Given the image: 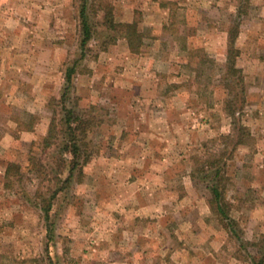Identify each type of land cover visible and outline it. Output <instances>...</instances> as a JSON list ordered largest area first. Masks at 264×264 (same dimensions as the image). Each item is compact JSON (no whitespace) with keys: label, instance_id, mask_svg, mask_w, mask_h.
<instances>
[{"label":"rangeland","instance_id":"1","mask_svg":"<svg viewBox=\"0 0 264 264\" xmlns=\"http://www.w3.org/2000/svg\"><path fill=\"white\" fill-rule=\"evenodd\" d=\"M100 1L113 6L116 23L138 24L142 46L139 53H132L126 41L118 39L97 53L103 36L99 33L100 40L90 43L94 52L76 69L68 93L77 97L79 108L93 107L103 122L93 135L97 155L52 225L50 242L44 239L38 212L23 197L36 183L24 167L29 144L46 136L53 99L64 93L63 73L79 57L74 17L79 1L71 0V23L67 19L61 33L47 35L58 44L53 56L58 60L45 75L38 63L39 43L30 45L6 32L7 14L0 12V264H46L42 256L59 259V264H107L118 257L116 252L102 256L106 247L101 237L114 233L108 220L136 216L143 220L152 212L151 216L165 218V206L171 204L177 207L167 210L168 219H186L191 228L205 220L227 234L211 213L205 185L191 177L219 158L228 178L230 216L243 241L257 242L264 235V188L260 191L249 182L257 171L254 159L259 152L264 154V0H249L240 17L238 0ZM96 4L98 10L99 0ZM92 17L101 22L104 12L99 9ZM236 22L239 86L233 77L224 79L228 31ZM21 36L40 40L26 31ZM240 91L241 124L250 138L233 149L236 130L225 102ZM8 163L21 165L25 174L20 184L7 186ZM148 203L157 209L142 211ZM257 204L263 207L254 210ZM212 242H204V247ZM222 244L214 245L220 248L222 262L249 264L244 258L254 254L250 246L240 249L228 234Z\"/></svg>","mask_w":264,"mask_h":264},{"label":"trees","instance_id":"2","mask_svg":"<svg viewBox=\"0 0 264 264\" xmlns=\"http://www.w3.org/2000/svg\"><path fill=\"white\" fill-rule=\"evenodd\" d=\"M78 1L76 19L78 22L77 48L79 49V57L72 60L70 66L65 69L63 73L64 93L59 99H53L55 109L52 111L46 136L29 144L24 167L25 173L34 176L36 183L34 191L31 194L24 191L23 197L30 206L36 209L38 216L42 219L44 239L48 242L54 240L53 226L56 219L60 218L63 206L72 199L74 185L82 183L85 167L97 155L98 146L94 142L93 135L103 122L93 107H89L90 109L87 110L79 108L77 97L68 93L72 87L73 77L77 73L76 69L91 51V54L94 52V47L90 43L100 40L98 38L99 33L103 36L97 46V53L105 52L118 39L125 40L132 53H139L142 46L143 35L138 24L136 22L124 25L116 23L113 17V6L110 3L99 0L98 10L104 12V17L100 22L94 21L92 17L98 11L95 9L98 0ZM238 1L237 15L240 17V15L246 14L249 0ZM99 28L103 29L102 32L98 31ZM238 31L237 22L228 31L226 73L224 75L226 80L233 77L235 86L242 83L240 71L235 68V59L238 56L235 40ZM227 89L233 90L228 87ZM241 95L242 91L234 94L231 100L225 102V110L233 119L231 124L236 130L233 149L246 144L250 138L248 130L241 124L240 116L244 103ZM231 136L232 134L226 137L231 138ZM226 154L224 153V155ZM228 156L230 157L231 154ZM206 167L207 169L203 167L196 169L191 177L195 181L202 182L208 190L210 195L208 205L211 213L229 237L238 242L240 249L245 250L248 246L253 249L254 254H246L245 261H248L249 264H264V235L257 242L243 241L240 237L241 231L238 229L237 221L230 216L232 207L226 199L228 178L225 176V165L222 163V159L210 160ZM21 169L19 164H7L4 172L7 186L20 184L25 174ZM42 258L46 264H59V259L53 260L49 256L47 258L42 256Z\"/></svg>","mask_w":264,"mask_h":264},{"label":"crops","instance_id":"3","mask_svg":"<svg viewBox=\"0 0 264 264\" xmlns=\"http://www.w3.org/2000/svg\"><path fill=\"white\" fill-rule=\"evenodd\" d=\"M46 1H51L50 8L45 5ZM4 3L5 5L0 6V12L7 14L3 26L6 32L16 35L17 39H23L30 45L39 43L41 59L39 58L38 63L42 65V74H48L49 68L56 65V60H58L53 57L58 44L51 41L52 39H49L47 35L61 33L62 28L68 25L65 24L67 19L71 23L73 19L71 0H4ZM65 7H70V11L67 12ZM74 17L76 19V14ZM25 31L32 35H39L40 40L34 41L35 37L30 36L22 37ZM30 80L35 79L30 77ZM144 159L147 158L144 157ZM254 167L257 171L254 173L253 182L249 183L251 186L260 187L261 191L264 188V154L262 152H259L254 159ZM165 207L167 210L169 208L174 210L177 206L171 204L170 207ZM260 207H263V204H257L254 210ZM131 208L132 206L125 210ZM142 208V211L157 209L152 203L144 204ZM159 208L164 209V207ZM166 212L165 218L162 217L163 215L158 217L157 214L151 216L152 212L143 220L137 216L108 220L112 230L110 226L107 228L114 233L101 237V242L106 247L102 256L109 258L116 252L118 257L109 259L107 264H227L220 260L218 254L220 248L214 247V245L222 244L227 238L223 230H216L205 220H197L191 228V224L186 219L184 220V217L180 222L174 221L167 218ZM255 223L257 227L261 224L260 221ZM148 225H152V228ZM178 228L184 233H179ZM208 241L213 242L207 243L208 246L204 247V242Z\"/></svg>","mask_w":264,"mask_h":264}]
</instances>
